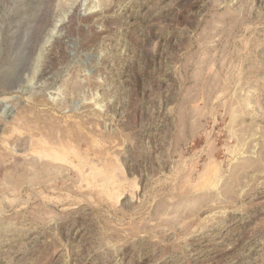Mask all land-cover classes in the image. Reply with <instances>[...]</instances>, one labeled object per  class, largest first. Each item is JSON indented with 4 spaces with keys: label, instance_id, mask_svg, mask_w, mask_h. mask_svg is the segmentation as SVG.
Listing matches in <instances>:
<instances>
[{
    "label": "rangeland",
    "instance_id": "1",
    "mask_svg": "<svg viewBox=\"0 0 264 264\" xmlns=\"http://www.w3.org/2000/svg\"><path fill=\"white\" fill-rule=\"evenodd\" d=\"M0 264H264V0H0Z\"/></svg>",
    "mask_w": 264,
    "mask_h": 264
}]
</instances>
